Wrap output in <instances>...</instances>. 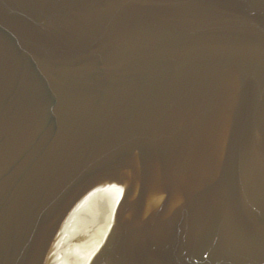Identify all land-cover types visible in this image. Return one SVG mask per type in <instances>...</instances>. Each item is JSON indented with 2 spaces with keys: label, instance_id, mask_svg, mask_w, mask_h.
<instances>
[{
  "label": "water",
  "instance_id": "obj_1",
  "mask_svg": "<svg viewBox=\"0 0 264 264\" xmlns=\"http://www.w3.org/2000/svg\"><path fill=\"white\" fill-rule=\"evenodd\" d=\"M124 181L76 264H264V0H0V264Z\"/></svg>",
  "mask_w": 264,
  "mask_h": 264
},
{
  "label": "bare ground",
  "instance_id": "obj_2",
  "mask_svg": "<svg viewBox=\"0 0 264 264\" xmlns=\"http://www.w3.org/2000/svg\"><path fill=\"white\" fill-rule=\"evenodd\" d=\"M124 183L95 188L83 198L64 224L56 249L51 244L47 264H76L95 235L104 207Z\"/></svg>",
  "mask_w": 264,
  "mask_h": 264
}]
</instances>
